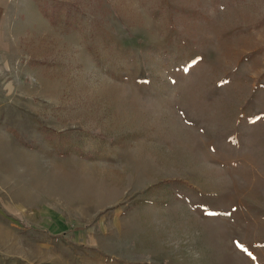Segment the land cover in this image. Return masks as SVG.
<instances>
[{"label": "rangeland", "instance_id": "rangeland-1", "mask_svg": "<svg viewBox=\"0 0 264 264\" xmlns=\"http://www.w3.org/2000/svg\"><path fill=\"white\" fill-rule=\"evenodd\" d=\"M37 1L40 83L0 102V264H264V0Z\"/></svg>", "mask_w": 264, "mask_h": 264}, {"label": "crops", "instance_id": "crops-1", "mask_svg": "<svg viewBox=\"0 0 264 264\" xmlns=\"http://www.w3.org/2000/svg\"><path fill=\"white\" fill-rule=\"evenodd\" d=\"M50 24L41 13L37 0H0V102L11 101V93L18 97V89L15 86L27 76H30L35 84L40 83L37 59L26 60L30 51L27 46L30 43L33 46L37 38L41 41L44 33L52 34ZM4 114L0 108V115ZM58 158L78 160L73 157ZM32 159L25 155L18 158Z\"/></svg>", "mask_w": 264, "mask_h": 264}, {"label": "trees", "instance_id": "trees-1", "mask_svg": "<svg viewBox=\"0 0 264 264\" xmlns=\"http://www.w3.org/2000/svg\"><path fill=\"white\" fill-rule=\"evenodd\" d=\"M42 9H43V12L46 14V16L51 20V22L53 24H56L57 17L59 16V12H58L59 8L58 7L54 8L53 6H51L50 8L45 7ZM48 11H50V14L48 13ZM72 153H78L81 156L84 155L82 148L79 147L78 145H74L72 142L62 143L60 156H68Z\"/></svg>", "mask_w": 264, "mask_h": 264}, {"label": "snow or ice", "instance_id": "snow-or-ice-1", "mask_svg": "<svg viewBox=\"0 0 264 264\" xmlns=\"http://www.w3.org/2000/svg\"><path fill=\"white\" fill-rule=\"evenodd\" d=\"M237 247H239V248H242V249H243V245H241V244H239V243H237ZM243 250L247 251L246 249H243Z\"/></svg>", "mask_w": 264, "mask_h": 264}, {"label": "bare ground", "instance_id": "bare-ground-1", "mask_svg": "<svg viewBox=\"0 0 264 264\" xmlns=\"http://www.w3.org/2000/svg\"><path fill=\"white\" fill-rule=\"evenodd\" d=\"M64 172H66V171L64 170ZM54 180H55V179H54ZM75 180H76V179H74V182H75Z\"/></svg>", "mask_w": 264, "mask_h": 264}]
</instances>
